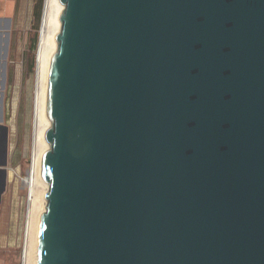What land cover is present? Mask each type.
Masks as SVG:
<instances>
[{
	"label": "water",
	"instance_id": "water-1",
	"mask_svg": "<svg viewBox=\"0 0 264 264\" xmlns=\"http://www.w3.org/2000/svg\"><path fill=\"white\" fill-rule=\"evenodd\" d=\"M58 1L36 264H264V0Z\"/></svg>",
	"mask_w": 264,
	"mask_h": 264
},
{
	"label": "rangeland",
	"instance_id": "rangeland-1",
	"mask_svg": "<svg viewBox=\"0 0 264 264\" xmlns=\"http://www.w3.org/2000/svg\"><path fill=\"white\" fill-rule=\"evenodd\" d=\"M39 1L16 0V12L7 30L9 39L2 92L10 170L0 197V264H22L28 237V214L34 211V192L40 189L26 183L38 129L36 70L44 0L40 4Z\"/></svg>",
	"mask_w": 264,
	"mask_h": 264
},
{
	"label": "bare ground",
	"instance_id": "bare-ground-1",
	"mask_svg": "<svg viewBox=\"0 0 264 264\" xmlns=\"http://www.w3.org/2000/svg\"><path fill=\"white\" fill-rule=\"evenodd\" d=\"M63 5L58 0H44L43 15L40 26V39L38 49V60L36 70V115L38 121V129L35 133L34 152H32V163L28 179L26 183L33 187H39L34 192L33 210L28 214L26 247L23 253L22 264H36L38 233L40 226L41 214L45 209L44 192L47 190V184L43 182L40 176L41 158L44 149L48 148V144L43 138V133L49 125L46 117V91L49 73L50 58L57 50L56 34L60 31L61 24L58 18V10ZM36 118V117H35ZM32 190V189H31Z\"/></svg>",
	"mask_w": 264,
	"mask_h": 264
},
{
	"label": "crops",
	"instance_id": "crops-1",
	"mask_svg": "<svg viewBox=\"0 0 264 264\" xmlns=\"http://www.w3.org/2000/svg\"><path fill=\"white\" fill-rule=\"evenodd\" d=\"M16 12V0H0V27L2 30H8L6 19H9V25L11 24V20L14 17ZM1 126H6L3 119V111L2 117L0 119V134L2 132ZM1 160V158H0ZM10 161V153H8L7 163L4 166H0V169L4 168L7 171V178L9 177L8 163Z\"/></svg>",
	"mask_w": 264,
	"mask_h": 264
},
{
	"label": "trees",
	"instance_id": "trees-1",
	"mask_svg": "<svg viewBox=\"0 0 264 264\" xmlns=\"http://www.w3.org/2000/svg\"><path fill=\"white\" fill-rule=\"evenodd\" d=\"M41 0L39 1V4H40ZM37 16H38V13H37Z\"/></svg>",
	"mask_w": 264,
	"mask_h": 264
}]
</instances>
